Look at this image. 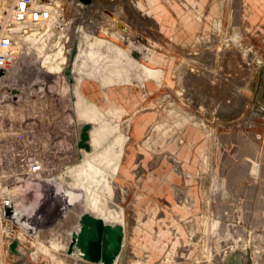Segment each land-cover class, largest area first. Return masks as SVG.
Listing matches in <instances>:
<instances>
[{
  "label": "rangeland",
  "instance_id": "374dc122",
  "mask_svg": "<svg viewBox=\"0 0 264 264\" xmlns=\"http://www.w3.org/2000/svg\"><path fill=\"white\" fill-rule=\"evenodd\" d=\"M161 1L106 0L97 9L72 0L71 26L45 28L22 44L37 64L20 71L11 64L0 74V91L44 90L19 101L12 114L0 107V137L16 154H45L48 179L67 190L49 226L24 213L34 225L22 227L41 236L26 248L34 264H102L68 253L81 216L91 209L126 228L115 264H264V183L261 192H189L194 197H186L178 213L151 193L171 170L175 179L183 177L179 189L212 188L201 177L216 181L210 147L222 148L223 133L264 146V0H181L173 38L160 24ZM106 7L130 30L110 23ZM72 59L76 81L69 74ZM191 137L200 148L184 161L180 152ZM27 183L18 193L28 196ZM56 207L49 208L51 216Z\"/></svg>",
  "mask_w": 264,
  "mask_h": 264
},
{
  "label": "built area",
  "instance_id": "2783aa9c",
  "mask_svg": "<svg viewBox=\"0 0 264 264\" xmlns=\"http://www.w3.org/2000/svg\"><path fill=\"white\" fill-rule=\"evenodd\" d=\"M71 4H74L72 0H0V74L11 66L17 51L28 38L45 28L65 30L68 24L71 26L72 20L67 16ZM109 31L105 32L108 34ZM69 39L70 36L67 41ZM59 63L63 68L67 57L56 66ZM17 104L10 99L0 101V107L6 106V112L11 114ZM12 148L0 137V264H34L29 260L26 248L30 249L28 245L33 244V240L39 242L41 236L34 231L22 232V225L17 220L24 222L25 214L18 212L27 205V195L16 189L22 183L33 186L35 180L48 178L46 164L49 161L42 152L25 150L16 154ZM201 178L203 184L213 182L208 177ZM14 243H17L15 250L12 248ZM24 251L27 259L22 260L20 254Z\"/></svg>",
  "mask_w": 264,
  "mask_h": 264
},
{
  "label": "crops",
  "instance_id": "0c3cea01",
  "mask_svg": "<svg viewBox=\"0 0 264 264\" xmlns=\"http://www.w3.org/2000/svg\"><path fill=\"white\" fill-rule=\"evenodd\" d=\"M165 7V12L162 16L160 24L166 30H169L166 34L173 38V35L177 32L179 21L176 18L177 5L182 3L181 0H162L160 2ZM145 120H140L138 128H136V137L139 139L142 131L144 130ZM224 141H222V148L211 146V155L214 156L216 168H218V177L216 181L212 182V188L199 187L198 190L193 191L192 188L179 189L176 182L182 179L180 175L175 179L174 170L167 171L164 176L165 185L161 188L151 192L157 199V202L162 208H170V210L178 213V207L182 205L186 197L191 196V192H218V194H224L230 192L236 194L237 192H261L262 184L264 183V146L255 142L253 139L246 135H242L238 132H226L223 133ZM206 143H202V148ZM200 148L198 141L192 137L183 147L180 152L181 158L185 161V156H192L194 150ZM178 146L174 147L172 153H177ZM218 166V167H217ZM177 173H182L180 172ZM178 175V174H177ZM190 192V193H189ZM203 194V195H204ZM219 199V198H218ZM210 205L204 206L209 208ZM202 230L206 228L205 221L201 222ZM189 227L188 222L186 223ZM196 224L194 226H198ZM203 234V233H202ZM209 238L215 236L213 233L207 235Z\"/></svg>",
  "mask_w": 264,
  "mask_h": 264
},
{
  "label": "water",
  "instance_id": "95a60500",
  "mask_svg": "<svg viewBox=\"0 0 264 264\" xmlns=\"http://www.w3.org/2000/svg\"><path fill=\"white\" fill-rule=\"evenodd\" d=\"M82 1L86 4H90L93 0ZM118 22L122 27H126L125 24L119 19ZM84 31L90 33L86 30ZM79 50L80 42L77 41L76 45L72 49L73 58L79 52ZM73 64L74 61L72 59V66L69 70V74L71 78L76 81L72 72ZM7 94H9V96H7ZM43 94L44 90L41 89L40 86H35L34 88L29 89L12 88L6 86L0 91V101L10 99L11 101L19 102L25 99H33ZM46 181L47 180L44 178L35 180L33 182L34 190L29 196L26 197L27 205L24 208L26 213L29 214L32 208H34L35 205L40 202ZM16 200L18 201L19 199L17 198ZM18 213L21 214L20 211ZM125 239L126 228L123 224L108 223L103 217L86 212L80 218L78 230L73 233V238L68 248V253L83 257L92 262L115 264L123 251ZM16 245L17 243L13 244V250H15Z\"/></svg>",
  "mask_w": 264,
  "mask_h": 264
},
{
  "label": "bare ground",
  "instance_id": "6f19581e",
  "mask_svg": "<svg viewBox=\"0 0 264 264\" xmlns=\"http://www.w3.org/2000/svg\"><path fill=\"white\" fill-rule=\"evenodd\" d=\"M82 1V0H81ZM106 0H93L92 2H94L93 6L96 7L97 9L100 8V6L102 4H104ZM83 2V1H82ZM104 2V3H103ZM85 3V2H84ZM83 5V3H81ZM92 4V3H90ZM90 4H84L83 6H87V5H90ZM100 10V9H99ZM105 11H106V14L108 15V19H109V22L110 23H113L115 26H117L119 29L123 30V31H128L130 30V23H127L126 21H124L122 18H120L116 13H114L110 8H105ZM95 13V12H94ZM95 15V14H94ZM92 16V15H91ZM116 17V18H115ZM118 19L123 22L125 24L126 27H122L119 22H118ZM33 39V37H30L28 38V40H31ZM63 53V49L59 52L56 53V58H60L61 55ZM28 54H25L24 51H17L16 53V56L14 57V60L12 61V65H14V71H20L24 68H27L29 66V64L32 66L33 64H37V62L33 63L32 62V58L31 57H28L27 56ZM34 56V55H33ZM37 58V57H36ZM53 60V59H52ZM66 60V56L64 55L63 56V60L62 62H65ZM47 62L46 60L43 62L45 63ZM50 62V61H49ZM10 64V65H11ZM51 64V63H50ZM30 67V66H29ZM57 67L61 69V65L60 63L57 64ZM54 68V67H53ZM64 71V70H63ZM44 179V178H42ZM47 181H46V184H45V188H44V194L41 195V200L40 202L35 205L34 208H32V210L28 213H26L24 211V209L22 210H19L21 213H26L29 217H30V221H32L34 224H38L40 226H49L51 224V222L54 220L55 216H56V213L58 211V208L60 206V203L63 199L60 200V198H62L61 196L65 195L67 193V190L62 188L60 185H58L54 179H48V178H45ZM28 184V195H29V191H30V188L31 191H30V194L33 192L34 190V183H33V186H31L29 183ZM17 190V189H16ZM17 192H19V190H17ZM56 212H55V215L54 216H51L52 213L49 212V208L50 207H54L56 206ZM25 208V207H24ZM43 213V216L42 215ZM92 214H96L93 212V209H91V212ZM27 218V217H26ZM24 220V222L17 220L18 223H23L24 225H34L32 224V222H30L28 219ZM22 225V224H21ZM34 228H37L39 229L38 226H35ZM30 229L28 227H22V232H29L30 233ZM39 232H42L43 229L40 228V230H38Z\"/></svg>",
  "mask_w": 264,
  "mask_h": 264
}]
</instances>
